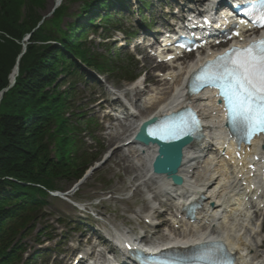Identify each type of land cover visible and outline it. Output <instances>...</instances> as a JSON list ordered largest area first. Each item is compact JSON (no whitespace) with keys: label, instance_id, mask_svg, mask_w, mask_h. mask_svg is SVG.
Wrapping results in <instances>:
<instances>
[{"label":"trees","instance_id":"trees-1","mask_svg":"<svg viewBox=\"0 0 264 264\" xmlns=\"http://www.w3.org/2000/svg\"><path fill=\"white\" fill-rule=\"evenodd\" d=\"M75 1L81 2L80 13L69 15ZM68 2L38 26L43 0H0V92L28 35L15 83L0 98V264H18L20 240L33 228L45 191L57 189L61 180H77L93 162L77 139L89 121L71 111L69 99L80 78L76 60L97 71L114 70L109 56L84 48L81 37L89 26L76 19L105 3Z\"/></svg>","mask_w":264,"mask_h":264},{"label":"bare ground","instance_id":"bare-ground-1","mask_svg":"<svg viewBox=\"0 0 264 264\" xmlns=\"http://www.w3.org/2000/svg\"><path fill=\"white\" fill-rule=\"evenodd\" d=\"M212 55L209 53V57ZM196 64L195 61H190L184 68H178L175 72L171 71L165 75L172 82V90L168 97H164L167 94L164 89L160 90L164 94L162 98L160 94L157 96L149 94L146 96L147 106L139 111L140 116L130 114L129 117L121 119L128 123L122 125L126 127L127 135L121 147L125 145L130 147L132 144L135 146L129 140L140 122L173 112L184 104L203 107L201 112L203 135L195 145L183 151L182 165L178 171L183 178L181 187L171 186L162 177L154 179L148 175L147 167L154 154L151 147L140 146L141 148H137L135 152H130L131 156L137 155L136 157L141 160L133 170L136 173L133 180L139 179L146 187L153 185L159 192L172 194L170 197L174 200L175 215L171 224H180L179 227L182 229L180 237L169 235L172 238L163 245L146 240L145 243H148L146 247L153 246L149 251L155 253L168 248L180 250L217 242L227 248V253L235 258L236 264H250L249 254L252 245L249 237L243 235L242 231L243 229L254 231L251 224L252 215L257 208L264 205V137L253 138L248 146L237 145L222 127L223 113L220 105L212 99L211 92L198 95H188L185 92L186 76L197 68ZM165 76L155 81V84L165 86L167 84ZM131 94L138 97L142 92L133 90ZM135 104L136 101L133 105ZM137 108L139 106H136ZM132 109L130 105L129 111ZM207 151L209 157L205 161L204 168L198 171V176L195 177L197 167L194 163L200 158L199 154L202 157ZM199 196H203L204 200L194 213L193 223H190L183 219L182 207L188 201L198 202ZM111 232L120 245L121 238L126 237L125 234H130L125 228L113 229Z\"/></svg>","mask_w":264,"mask_h":264},{"label":"rangeland","instance_id":"rangeland-1","mask_svg":"<svg viewBox=\"0 0 264 264\" xmlns=\"http://www.w3.org/2000/svg\"><path fill=\"white\" fill-rule=\"evenodd\" d=\"M151 4L154 5L150 10L144 12L145 17H138L134 14H125L123 16H118L121 18V22L114 24L115 18H112L113 26L111 27H119L121 31H126L128 28H132V31L140 30L139 24L137 23L138 19L144 21V23H148L150 17L148 16L149 12H152L153 18L155 22L161 21L158 18L160 14L164 11L163 6L167 5H176V7H182L183 0H175V1H166V0H148ZM166 3H163L165 2ZM45 9L43 14H46L51 7L53 6V0H43ZM175 2V3H174ZM177 2V3H176ZM193 1H191L192 4ZM62 3H68V0H62ZM136 6V4H134ZM71 11H76L77 5L73 4L69 6ZM188 6L185 5L183 10H185ZM178 9V8H177ZM139 22H141L139 20ZM108 30L111 34L112 29ZM102 34L101 30L98 34ZM104 33V32H103ZM139 32L138 34H140ZM113 35V34H112ZM121 35H114L112 40L120 39ZM93 38V35L89 36V39ZM111 41V39H110ZM109 46H114L113 49L116 53H120L122 55L130 54L129 50H131V46L129 48H119L121 44L117 41ZM96 51L102 52V49L98 46L95 47ZM197 56V55H196ZM139 58V57H138ZM191 59L186 60L185 62L190 61ZM133 65L136 69L137 74H141L140 78H146L147 82H150V86L148 90L153 88V83L148 79L150 77L155 78L156 80L160 79L159 75L152 74V71H155V62L154 61H143L139 60L135 62L133 58ZM180 62L176 63L175 66H184L185 63ZM153 75V76H152ZM105 79V84L112 86L115 89H119L120 91L123 88L129 87L127 83L119 80H114L112 76H107ZM153 81V79H151ZM95 83L94 80L91 79V84L88 82L87 85H84L82 82L79 85V89L77 90V94L72 102L73 105H79L76 109L84 114H88L86 117L94 116V121L97 125V136L95 132L92 134L93 139H91V135L82 134L83 141L85 145H83V149H92L98 150L96 152V156H99V159L107 152H109V157L107 159V163L103 168L98 170L93 176L80 188L78 195H72L66 197L67 200L74 204L82 203L87 207L93 208V212L90 210H86L87 213H92L94 217L89 216L88 214H84L81 210L74 209L69 203L60 200V199H49L47 206L44 208V216L38 220L34 231L30 233V235L24 240L26 252L24 258L30 257L32 254L38 252V256L34 258L33 264H65L68 262L72 264V259L77 253V251H73V248H78V250L82 249V246L85 244L86 237L84 236L87 232H90L88 229L87 232H82V228L85 223L90 222L92 228H95V224L99 226L109 227V228H126L127 230L138 232L139 235H142V229L149 231L148 240L149 241H161L165 239L162 236L163 229L167 228V224L163 225L156 232L152 228H147L144 226L143 222L138 217L139 215H143L147 213L150 209L145 201L144 192L142 187H135V181L133 177L136 173L132 170V158L129 155L127 148L117 149L119 145L122 144L124 137H116L115 139L109 140V135H114L117 132L118 127L114 129V133L105 127L111 126L110 123H113L110 119H103L104 112L100 106L97 105V101L102 98L100 94L103 93L104 87L101 84L93 85ZM165 90L168 94L171 91V86L168 85ZM145 89V91H148ZM158 92H160L158 87ZM145 95L142 96L141 101ZM104 122L106 124H102ZM93 126H91L92 128ZM108 127V128H109ZM96 131V128H95ZM120 131V132H119ZM119 134L122 133L120 129ZM95 148V149H94ZM129 158V160H125ZM123 160H125L123 162ZM57 185L61 189L69 188L68 182H58ZM154 195H157L154 193ZM161 201H164L165 198H155V204L164 210L168 209V206L164 205ZM169 204V202H167ZM79 215H82L81 218ZM156 215V214H155ZM163 217L158 218V220H153V224L160 223ZM264 222L263 218H258L257 220H261ZM99 220V221H97ZM264 227V225H263ZM92 230V229H91ZM153 233V235H152ZM89 236L93 237V233H88ZM258 236H253L252 244L253 246V254L256 259H261V263H264V229L257 233ZM48 237L50 240H48ZM262 241V242H261ZM39 249V250H38Z\"/></svg>","mask_w":264,"mask_h":264},{"label":"snow or ice","instance_id":"snow-or-ice-1","mask_svg":"<svg viewBox=\"0 0 264 264\" xmlns=\"http://www.w3.org/2000/svg\"><path fill=\"white\" fill-rule=\"evenodd\" d=\"M245 14L252 27L264 29V0H250ZM233 35L239 33L233 29L225 38ZM189 86L190 91L217 89L231 129L250 143L254 136L264 133V38L244 48L232 47L209 61L192 77ZM188 114L192 119L183 123L181 117L182 124L168 128V134L182 136L198 128L194 114L190 110Z\"/></svg>","mask_w":264,"mask_h":264},{"label":"water","instance_id":"water-1","mask_svg":"<svg viewBox=\"0 0 264 264\" xmlns=\"http://www.w3.org/2000/svg\"><path fill=\"white\" fill-rule=\"evenodd\" d=\"M12 84H13V82H12ZM144 125L145 124H143L140 127V130L136 135V140L141 141L144 144H147L148 140H145L144 135H143ZM186 142H187L186 140H183L181 142L171 143V144H159V143H157L158 147H159L158 154L160 156H157L155 159V162L153 165L154 171L167 173L169 176H171V178L173 179V181L175 183H179V179L177 177H175L174 173H175L177 167L179 166L180 147L183 146V144H185ZM103 164L104 163H102L101 165H103ZM161 164H163L164 166H162ZM98 165L99 164H96L94 167H97ZM96 169H93V171Z\"/></svg>","mask_w":264,"mask_h":264}]
</instances>
